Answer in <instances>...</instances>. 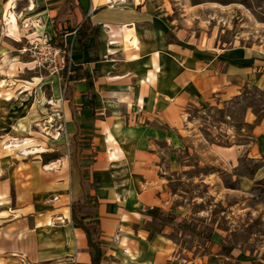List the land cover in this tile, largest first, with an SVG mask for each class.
I'll return each mask as SVG.
<instances>
[{"label":"crops","instance_id":"1","mask_svg":"<svg viewBox=\"0 0 264 264\" xmlns=\"http://www.w3.org/2000/svg\"><path fill=\"white\" fill-rule=\"evenodd\" d=\"M18 1L28 2L29 14H39L48 0L11 3ZM55 1L47 30L55 38L74 37L73 62L80 67L63 103L74 158L66 176L56 161L16 162L9 175L1 172L0 264H89L86 234L71 217V204L83 200V189L96 199L99 264H165L172 242L152 230L150 237L142 222L160 220L147 212L157 207L180 223L171 184L173 170L186 176L188 166L171 155L184 148L187 108L220 106L251 85L264 91V49L221 46L212 32L216 27L199 29L204 10H214L201 4L74 0L78 7L64 14L63 0ZM16 16L12 6V28ZM85 18L93 33L80 45L69 29ZM244 121L252 125L249 143L213 144V151L229 165L242 154L257 163L251 173L233 177L247 193L264 180V114L249 112ZM202 176V182L218 186L214 171ZM86 182L95 187L86 189ZM51 193L55 198L48 201ZM64 256L71 261L63 262Z\"/></svg>","mask_w":264,"mask_h":264},{"label":"rangeland","instance_id":"2","mask_svg":"<svg viewBox=\"0 0 264 264\" xmlns=\"http://www.w3.org/2000/svg\"><path fill=\"white\" fill-rule=\"evenodd\" d=\"M169 1L179 8L182 3L214 9L204 10V26L199 29L208 32L216 27L212 32L218 35L221 46L264 49V0ZM27 3L18 1L13 5L11 0H0V174L9 175L16 162L56 161L60 168L64 166L61 174L66 176L67 163L74 158L63 120V103L69 97L70 85L47 65L37 64L44 57L40 44L54 45L59 41L73 61L75 40L63 34L54 39L47 30L55 0H48L39 14H29ZM12 6L17 13L13 28L7 24ZM249 112L257 118L264 114V91L254 85L220 106L187 108L184 148L173 149L171 155L172 161L188 166L186 176L173 170L171 184L173 209H177L174 216L185 226L161 220L142 222V229L150 237L152 230L172 242L165 264H264V180L247 193L238 189L237 177L233 180L234 175L251 173L257 163L242 154L229 165L213 151V144L249 143L252 125L244 121ZM83 139L77 142L84 144ZM41 149L48 150L37 152ZM76 153L75 150V157ZM91 156L88 152L85 157ZM210 171L219 176L214 188L210 180L202 182V175ZM90 187L95 183L86 182V189ZM53 193L48 201L55 198ZM80 213L95 216L96 208L87 206ZM232 247L233 255H229ZM69 259L64 256L62 261L70 262Z\"/></svg>","mask_w":264,"mask_h":264},{"label":"trees","instance_id":"3","mask_svg":"<svg viewBox=\"0 0 264 264\" xmlns=\"http://www.w3.org/2000/svg\"><path fill=\"white\" fill-rule=\"evenodd\" d=\"M78 7L74 3V0H63V12L64 14L70 13L73 8ZM82 14L85 16L84 11L81 9ZM59 18H60V14ZM57 15V18H58ZM70 32H75V37L77 39V42L82 45L89 37L92 35L93 30L90 25V22L88 18H85L80 24L75 26L74 28L69 29ZM56 39V38H55ZM55 46L64 48V43L59 41L54 44ZM79 66L77 63L73 62L72 67V74L68 77L67 81H73L78 78V75L74 73V71L79 70ZM89 85H91V82H89ZM82 201L73 202L71 204V217L73 222L81 227L87 237V251L90 255V263L89 264H99L101 257H102V250H101V244L99 240V220L98 218H94L87 213L81 214L80 210L81 208L87 207V206H94L96 205V199L94 195H90L83 189L82 193ZM89 199H93V202L90 204ZM147 212L153 216L154 218H158L162 221H166L169 223H174L176 225H180V223H175L172 216L168 213L163 212L157 207H152L147 210ZM85 219H88L85 221Z\"/></svg>","mask_w":264,"mask_h":264},{"label":"built area","instance_id":"4","mask_svg":"<svg viewBox=\"0 0 264 264\" xmlns=\"http://www.w3.org/2000/svg\"><path fill=\"white\" fill-rule=\"evenodd\" d=\"M41 63L37 66L44 67L47 65L56 75L65 77L66 81L72 74L73 61L68 55L66 46L64 48L52 45L51 43L40 44ZM37 63V61H36Z\"/></svg>","mask_w":264,"mask_h":264}]
</instances>
